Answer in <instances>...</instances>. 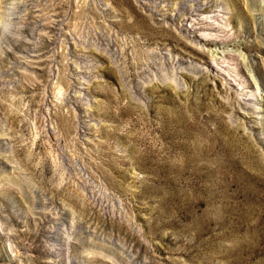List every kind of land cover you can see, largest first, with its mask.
I'll use <instances>...</instances> for the list:
<instances>
[{
  "label": "rangeland",
  "instance_id": "rangeland-1",
  "mask_svg": "<svg viewBox=\"0 0 264 264\" xmlns=\"http://www.w3.org/2000/svg\"><path fill=\"white\" fill-rule=\"evenodd\" d=\"M0 264H264V0H0Z\"/></svg>",
  "mask_w": 264,
  "mask_h": 264
}]
</instances>
